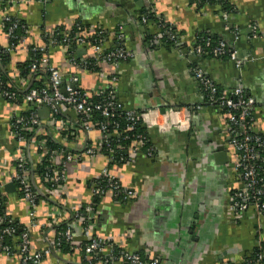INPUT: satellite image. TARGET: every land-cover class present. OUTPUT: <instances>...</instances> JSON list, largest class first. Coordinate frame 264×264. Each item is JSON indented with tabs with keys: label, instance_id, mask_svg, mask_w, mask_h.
Masks as SVG:
<instances>
[{
	"label": "crops",
	"instance_id": "crops-1",
	"mask_svg": "<svg viewBox=\"0 0 264 264\" xmlns=\"http://www.w3.org/2000/svg\"><path fill=\"white\" fill-rule=\"evenodd\" d=\"M229 2L234 12L224 20L216 5L199 7L195 0H155L156 16L173 26L178 47L152 50L144 43L145 35H156L158 27L150 21L140 24L143 8L133 0H0V48H10L1 69L21 93L44 78L45 72L23 78L20 64L29 60L30 47L47 48L45 36L57 29L70 33L81 22L90 32L104 33L105 49L116 46L132 53V58L120 62L117 69L98 63L97 72H91L74 69L62 47L45 51L48 64L63 77L61 86L72 75L91 93L111 84L126 109L144 114L142 126L153 150L151 158L138 156L131 163L108 167L102 154L88 156L82 151L88 144L97 145L96 131L89 138L80 134L74 143L48 127L49 111L38 108L40 125L31 133L47 144L51 140L73 153L79 151L83 159L66 165L63 196L44 197L38 205L34 226L30 227L33 251L50 248L44 225L53 207L70 217L76 205L88 204L92 197L87 182L103 170L125 190L135 192L127 202L114 201L108 193L96 206L97 235L121 250L137 253L145 260L158 258L159 264H220L227 258L240 262L255 248V219L251 215L233 219L227 214L229 191L238 183L233 170L237 155L228 141L226 114L202 105V92L192 73L199 69L216 87L229 90L239 85L252 96L256 101L252 131L264 136V0ZM7 17L23 26L24 37L13 42L8 39L3 23ZM252 27L256 36L250 32ZM198 34L234 43L238 55L248 56L249 61L236 69L230 61L186 57ZM73 56L81 65L94 59L88 46L77 48ZM109 73L115 75L113 83ZM33 109L30 104H11L0 97V201L3 215L23 227L31 223V209L15 185L17 151L11 122ZM168 110L175 112L171 119ZM63 117V122L78 121L69 110ZM57 152L62 156L65 150ZM33 162L36 166L35 159ZM32 173L34 188L42 193L45 186ZM9 185L12 188L7 191ZM72 232L74 253L51 251L42 264H87L85 255L79 254L83 243L80 230L73 227ZM0 264H18L17 257L4 253L0 246Z\"/></svg>",
	"mask_w": 264,
	"mask_h": 264
},
{
	"label": "built area",
	"instance_id": "built-area-1",
	"mask_svg": "<svg viewBox=\"0 0 264 264\" xmlns=\"http://www.w3.org/2000/svg\"><path fill=\"white\" fill-rule=\"evenodd\" d=\"M144 1L147 4L146 9H150L155 0ZM222 16L224 20H227L230 14L222 12ZM3 23L4 28L9 23V26L5 29V33L10 41L14 40L16 38L15 31L19 24L11 23L8 17L3 19ZM140 23L145 25L147 23L146 18L142 17ZM73 30L71 33H68V31L58 32L56 30L54 32H57V34L54 35L53 32L49 35L51 40L46 46L47 48H31L32 52H39L42 55L37 61L30 60L32 64L29 66L28 75L43 70L42 72H45L44 78L38 79V82L42 83L43 88L36 90L28 87L25 89L22 101L32 105L34 109L27 119L19 116L14 117L11 122L17 151V159L15 160L16 173L14 178L16 183L21 187L19 192L20 196L28 202L31 209V223L28 225L29 227L22 228L19 242L13 248L2 243L4 237H12L14 235L15 228L13 226L2 227L0 229V246L4 253L16 255L18 264H42L43 257L49 255L51 251H60L58 250L60 245L58 242L59 239L65 241V244H68L74 250L75 236L73 235L72 229L73 227H78L80 237L83 243H85L83 253L87 264H93L94 261L99 264H159L158 258L145 260L137 253H128L123 250H121L119 256H116L112 251L110 242L97 235V204L93 202L94 199H101L106 194L111 193L113 199L119 198L121 201L127 202L132 200L135 195V192L131 189L125 190L119 181L112 177L107 170H103L99 177L87 182L92 200L88 204L76 205L70 217H67L66 213L60 208L53 207V210L48 213V222L44 225V233L49 240L50 248L42 252L31 249L30 227L34 226L35 213L38 205L44 202L42 200L44 197L59 199L63 196V186L67 182L66 165L74 162L80 163L83 159V156H81L82 153L79 151L64 153V155L60 156L57 150L50 149L48 144L42 139H39L36 134L30 140L26 139V135L31 133L32 128L40 125L36 110L40 107L47 108L49 111L48 127H51L58 134H65L66 137H70L74 143H77L80 134H84L89 138L91 133L96 131L99 134L97 145L91 146V144H88L82 151L88 156L102 154L106 157L108 167L114 166L123 160L122 158L116 157V152L121 150L120 145L112 144L115 143V140L118 142L119 140L127 138L124 131L118 132L114 130L113 132H108L109 119L115 118L118 115L125 117V120L129 123L126 131H132L136 123H141L142 125L144 120V114L135 110L126 109L118 101L111 84L105 85L99 92L91 93L82 89L79 86V78L76 75H72L67 79L65 85L61 86L63 77L48 64V58L45 55V51H50L55 46L62 47L67 51L69 63L74 69L79 70L85 69L86 63L81 65L73 56L74 53L68 52L72 44L75 45L76 49L88 46L89 50L94 54L92 61L95 66L98 63H102L110 66L111 69H117L120 62L132 58V53L121 47L115 46L105 49L102 45L104 39L101 38L100 31H97L99 35L98 42H92L90 38L93 36V32L76 31L74 34L72 33ZM250 30L253 36H256V28L252 27ZM70 34L73 37H69ZM58 36H61L62 39L59 40ZM163 36L170 41H174L176 43L175 46L178 47L177 37L169 29L157 35L156 39H160ZM197 42L198 38H195L191 48L185 54L186 57L191 55L219 58L224 55L229 58L236 69H239L249 61L248 56L238 55L234 43L228 44L219 40L216 45L211 46L210 40L206 39L202 41L204 44L203 47ZM9 51L10 48L7 50L0 48V61L2 53H8ZM192 73L196 83L202 86V105L206 104L225 112L228 122L226 130L228 141L237 155L233 170L236 173L238 184L237 187H231L232 189L229 191V200L226 205L227 214L233 219H243L247 215H251L257 225L255 245L259 249L257 258L251 261L250 257L246 255L240 262H237L233 258H227L220 264H264V203L260 199V196L264 195V188H256L260 183L264 185V136L252 131V124L255 121L256 115V101L239 85L229 90H218L214 83L201 70L195 69ZM108 76L113 83L115 81V75L109 73ZM4 86L0 80V97L3 100L13 102L19 99L14 91L5 90ZM204 92L206 93L205 95ZM91 94L101 98L99 104L90 102ZM199 106L201 105L196 106V109H199ZM68 110L76 114L78 119L76 124L59 122L53 116L58 113L63 115ZM96 112L100 114L102 120L94 124L90 121L91 119L87 118ZM167 113H169L170 119L175 114L172 110H168ZM134 138L131 153L126 158L125 163H131L138 156L144 158L152 156V149L146 153L141 150L144 146V137L137 135ZM30 153L34 156L36 166L43 165L45 169H48V172L43 175L40 181L45 186L42 193H38L32 182V171H34V167L36 166H33L34 159L31 158ZM59 158H62L61 162H58ZM49 207L51 208V206ZM5 222L12 225V222L0 213V226ZM61 223L65 224L64 231L55 233L53 227ZM49 232L52 233L51 236ZM56 236L59 237L56 238Z\"/></svg>",
	"mask_w": 264,
	"mask_h": 264
},
{
	"label": "trees",
	"instance_id": "trees-1",
	"mask_svg": "<svg viewBox=\"0 0 264 264\" xmlns=\"http://www.w3.org/2000/svg\"><path fill=\"white\" fill-rule=\"evenodd\" d=\"M195 1L197 2V5L199 7L203 6L204 4H210V5H216V6H218L220 8L221 12H226L228 14H231V13L234 12V8L230 4L229 0H195ZM142 17H145L146 20H147V22H149V21L150 22H153L158 27V30H159L156 35H150L149 33H146L145 39H144V43H145V45L148 46L149 49H152L153 50V49H156L158 47H163V48H168V49L171 48L172 49L173 47H176L175 46L176 43L174 41H170L165 36L161 37L160 39H156V36L157 35H159L160 33H163L167 29H169L173 34H175L176 37H177V33H176L175 29L173 28V26L171 24L165 22L162 18H160V17L158 18L156 16V12L154 11L153 6H151L150 9H141L140 10V15H139V18H138L139 19V22L141 21V18ZM8 26H9V24L7 25V27ZM85 30L88 31V32H90V30L86 26H84L81 22H77L75 24V26H74V30H73L72 33L75 34L76 31L82 32V31H85ZM24 31H25V29H23V26L22 25L18 26L17 30L15 31L16 40L19 39L20 37L22 38V37H24L26 35ZM57 31L58 32L59 31L65 32V30H62L61 28L59 30L57 29ZM93 33L94 34L90 38V41H92V42H98V39H99V37H98L99 35L97 34L98 32H95L94 31ZM55 34H57V32H54V35ZM100 36H101L102 39H105V35H104L103 32H101ZM69 37H73V35L70 34ZM196 38H198V42L197 43H200L203 47H204V44L202 42L203 40L209 39L210 42H211V46L216 45L217 42L219 41L218 39H213V38L209 37L206 34H198L196 36ZM58 39L61 40L62 39L61 36H58ZM50 40H51V37L49 35H47V36H45L43 42L45 44H48ZM176 41L178 42V39H176ZM75 51H76L75 45L72 44L70 46V48L68 49V52L75 53ZM41 55L42 54L39 53V52H32L31 51V47H30V52H29V57L30 58H29V60L21 63L20 66H19V68L21 70V77H23V78L24 77H27L29 66L32 64L30 62V60L37 61V60L40 59ZM8 57L9 56L5 52L2 53V55H1V61H0V80L5 85L4 86V89L5 90H12V91H14L15 92V95L17 96V98H19L16 101H13V102L12 101H7V102L8 103H11V104H21L23 102L22 101L23 93H21L13 85V83L11 82V80L8 78V76L1 69V66H4L5 63H7ZM200 58H210V59H218V60H222V61H230L229 58L227 56H224V55L220 56L219 58H213V57H210V56H208V57H200ZM85 70H90L91 72H97L98 68H97V66L94 65V63H93L92 60H90V61L88 60V62H86ZM198 87H199V89L202 92V89H201L202 86L198 85ZM30 88L39 90V89L43 88V85H42L41 82L35 81V82L32 83V85H30ZM216 88L218 90H221V88H218V87H216ZM205 94L206 93L204 92V95ZM100 99H101L100 97H97V96H95L93 94L90 95V102H92L94 104H99L100 103ZM209 107H211V106H209ZM213 109H215V108H213ZM219 111L224 112L223 110H219ZM31 112L32 111H29L28 113H23L22 116L27 119L29 117V115H30ZM53 116L59 122L65 121V118L63 117V115H61L59 113L58 114H54ZM83 117H85V116H83ZM87 119H91L90 121L93 122L94 124L96 122H100L102 120V118L100 117V114L97 113V112L96 113H93L92 115H90ZM128 126H129V123H128L127 120H125V117H123V116L118 115L115 118L109 119L108 132H113L114 130H117L118 132L124 131L125 132L124 134H126V136H127V138H125L123 140H119L118 142H117V140H115V143L112 144V145L119 144L120 147H121V150L118 151V152H116L117 153L116 154V157L122 158L123 160L120 161V162H118L117 165H122V164L125 163L126 158L131 153L132 145L134 143L133 140L135 139L134 137L137 136V135L144 137V146L141 148L142 152L146 153L147 151H150L152 149V147L150 145V142H149V138H148V135H147L146 128H144L141 125V123L134 124V129L132 131H126ZM33 135H34V133L27 134L26 135V139L27 140H30L33 137ZM69 140H72V139L70 138ZM48 146L52 150H65V154L66 153H72L70 150L65 149L64 147H61L60 145H57L55 142H53L51 140L48 142ZM151 157H148V158H151ZM47 172H48V169H45L43 165H38L37 167L34 168V175L35 176L38 175L40 181H41L43 175L46 174ZM237 182H238V180H237ZM15 185H16L18 194L20 195L19 192H20V188L21 187L17 183H15ZM256 188L257 189L264 188V185L260 183V184H258V186ZM260 199L264 203V195L260 196ZM100 200L101 199L96 198V199H94L93 202H95L98 205L100 203ZM113 200L114 201H120L119 198L113 199ZM2 205L3 204L0 201V213L3 214V211H2L3 207H2ZM7 226H13L15 228V232H14V235L12 237H4V240H3V243L2 244H5V245L13 248L19 242V236L21 234V231H22L23 226L20 225L19 223H12V225H10V224H8V222H5L4 224H2L0 226V229L2 227H7ZM64 229H65V224L64 223H61L60 225L53 227V231L55 233L64 231ZM58 237L59 236H56V238H58ZM58 242L60 244L59 247H58V250H60V251L54 250L53 252H55V253L60 252V253H63V254L64 253H67V254L68 253L69 254H73L74 253V250H72V248L68 244H65V241H63L62 239H59ZM84 244L85 243H81V250L82 251H80V253H79L81 255V257H84V254H83ZM110 244L112 245V251H113L114 255L119 256V254L121 253V249L118 248L117 246L113 245L111 242H110ZM258 254H259V249H257L255 247V248H253L250 251V253L247 254V256L250 257L251 261H254L257 258ZM244 257H246V255ZM94 263H95V261H94Z\"/></svg>",
	"mask_w": 264,
	"mask_h": 264
},
{
	"label": "water",
	"instance_id": "water-1",
	"mask_svg": "<svg viewBox=\"0 0 264 264\" xmlns=\"http://www.w3.org/2000/svg\"><path fill=\"white\" fill-rule=\"evenodd\" d=\"M134 2H136L138 4L139 7L146 9L147 8V4L144 0H133ZM190 2H192L193 0H189ZM12 186L9 185L8 187H6V190L9 191V189H11Z\"/></svg>",
	"mask_w": 264,
	"mask_h": 264
}]
</instances>
